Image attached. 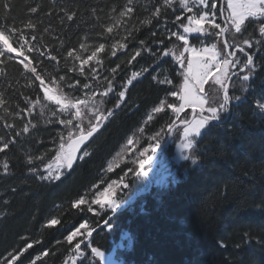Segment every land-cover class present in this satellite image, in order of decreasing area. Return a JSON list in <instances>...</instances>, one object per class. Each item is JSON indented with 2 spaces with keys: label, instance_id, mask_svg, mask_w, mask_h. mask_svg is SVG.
Returning <instances> with one entry per match:
<instances>
[{
  "label": "trees",
  "instance_id": "trees-1",
  "mask_svg": "<svg viewBox=\"0 0 264 264\" xmlns=\"http://www.w3.org/2000/svg\"><path fill=\"white\" fill-rule=\"evenodd\" d=\"M215 2L219 12L220 2ZM6 3L10 5L7 9ZM125 4L127 0H0V27L23 28L37 37L32 43L57 56L58 64L37 52L27 53L38 71L42 70L48 86L63 91L73 101L91 94L106 117L100 121L99 131L82 146L71 168L63 166L58 179H37L31 169L38 168L45 175L47 166L63 154L70 142L67 128L59 120L74 117L76 110L61 112L58 105L43 100L38 81L29 86L31 74L23 73L22 64L16 62L23 57H0V95L5 99V105L0 107V146L13 141L0 153V261L31 243L33 246L16 264H32L33 260L35 264H72L76 257V264H101L95 250L113 251L120 264H264V34L259 32V27L264 26L262 17L245 20L241 33L234 28L225 33L229 43L244 48L228 57L238 61L229 66L230 76L239 73L227 90L229 106L225 105L224 89L218 85L209 89L212 81L205 86L206 93L211 92L206 96L205 108H217V119L223 122L207 121L203 132L190 138L192 146L184 152V159L171 164L165 156H172L181 140L178 128L158 156V165L144 168L153 183L148 193L138 197L97 231L87 246L81 247L89 233L114 212L105 203L95 202L101 193L112 185L110 199L117 202L118 209L137 192L146 190L149 183L139 163L147 156L151 158L155 151L145 149H157L171 128L188 120L191 113L187 109L177 118L172 111L180 102L172 93L179 94L184 81L175 55L183 49L182 42L168 35L174 30L182 32L176 27L177 15L191 14L181 8L179 0H173L171 8L164 7L163 0H133V12L108 33L107 27L116 25V17ZM33 6L38 9L36 13L30 12ZM156 7L161 8L159 16L152 15ZM200 10L196 8L194 12ZM65 11L75 12L72 21H67ZM146 19H151V24H145ZM29 21L34 29L24 28ZM218 22L224 26L220 17ZM245 39L251 47L243 44ZM189 41L195 48L216 43L217 49L223 50L222 39L216 37L192 33ZM121 42L127 47L117 48L112 56L111 45ZM81 43L88 45V50L82 52L85 57L100 43L105 44L97 57L101 63L91 61L84 66L83 74L79 61L66 58L67 51L79 50ZM137 49L141 55L131 60ZM170 49L172 53L164 56L163 52ZM222 55L227 56L225 50ZM248 55L252 56V65L240 72ZM117 65L119 68L113 73L111 69ZM92 68L96 69L95 79ZM132 71L141 75L127 86L120 101L118 92L125 90ZM245 75L247 79L243 78ZM60 76L65 79L60 81ZM165 78L172 83H159ZM110 80L113 92L102 96ZM75 81L80 82L76 89H68L67 84ZM85 83L90 85L88 89L82 87ZM26 97L34 102L39 99L40 103L30 105ZM161 105L163 110L155 112ZM80 107L81 127L87 129L92 114L83 105ZM228 108L230 114L225 119ZM108 112L112 115L108 116ZM92 122L96 123L95 118ZM77 123L80 121L73 119V124ZM26 125L27 133L23 132ZM72 130L76 138L77 130ZM61 139L66 142L62 151ZM141 153L145 155L142 157ZM5 160L9 163L7 173L2 167ZM172 171L174 180L170 177ZM167 172L170 174L162 182V175ZM81 200L84 203H79ZM52 220L58 222L52 225ZM82 224L85 227H80ZM73 232L76 236L69 242L67 237ZM120 242L124 243L123 248H118Z\"/></svg>",
  "mask_w": 264,
  "mask_h": 264
},
{
  "label": "snow or ice",
  "instance_id": "snow-or-ice-1",
  "mask_svg": "<svg viewBox=\"0 0 264 264\" xmlns=\"http://www.w3.org/2000/svg\"><path fill=\"white\" fill-rule=\"evenodd\" d=\"M181 8L191 15H188L187 17H184L182 15H177L175 17V23L177 29H182V32L180 30H174L170 31L168 33L169 37H175L176 41L182 42L181 47L182 51L179 52V54L175 55L176 62L179 64L181 69V75L184 77V85L182 92L172 93L173 95H177L178 99L180 101H183V103L180 104L179 107L173 106L172 111L174 113H180L182 112L186 107H191L193 111H196L197 109L200 110L201 117L198 121L195 122V124L192 127H186L184 129V136L187 138L190 133L195 134L198 133L200 129L204 127L206 122L210 119L216 118V114L218 112L217 108H205L206 103V96L210 95L211 92L208 91L206 93L205 86L209 85V81H212V84L209 85V89H212L214 86H219L221 89H228V81L230 79V73H229V66H235L238 61L235 59H229L228 57H233L236 54V51L243 52L244 48L240 47L236 43H229L228 40L224 39L222 40L223 43V50L217 49V44L212 43L210 47H203L202 49H197L195 47H192L189 41V34L197 33L201 36H212L216 37L217 39H222L224 37V34L228 32L229 28H234L236 33H241L242 31V25H244L245 20H247L249 17H258V16H264V0H247L246 3L238 4L235 2V0H227V6L226 8L221 5L219 8V12L217 11V2L213 0V2L209 3V0H179ZM133 0H127V4L124 5V10L119 12V16L116 17V25H110L107 27V32L111 33L113 32V28L117 25H119L122 22V18H124L127 15H130L133 12ZM173 5V0H163V6L166 8H171ZM4 7L7 9L10 7L9 4H5ZM200 8V11L194 12V9ZM37 7L33 6L30 8L31 13L37 12ZM113 12L116 11L115 7L112 9ZM228 12V15L225 16V12ZM161 13V8L156 7L152 13L153 16H159ZM65 18L67 21H72L75 16V12H68L65 11L64 13ZM219 17H224V23L228 24V27L223 26L221 23L218 22ZM187 21V23H184V21ZM151 19L144 20L145 24H151ZM230 22V23H229ZM24 28L27 29H34L35 25L29 21L26 24H24ZM215 30V31H212ZM47 31V29H46ZM259 32L261 34H264V26L259 27ZM155 35V33H153ZM15 36V40L13 37ZM37 37L34 34H28L24 31L23 28H16L15 26H4L0 27V57H6L9 59H13L14 57L10 54H15V57H23V59H18L16 62L22 64L23 66V73L31 74V78L28 79L29 86L33 85L35 82L38 81V88L43 93V100L53 102L54 104L58 105L60 107L61 112L69 111L71 109H75L74 117L70 116V118L67 119H60L59 123L67 128V137L68 141L71 142L70 147L71 151L67 153H63V155H57V161H60L61 164L58 165V168L60 166H66L67 168H71L74 160L76 159V152L79 149L80 145L83 144L85 141L88 140L89 137L93 135L94 132H96L100 126V121L103 119H106L101 112L100 109L95 105L93 102V96L89 94L85 98L82 99H75L68 100L67 97L64 96L63 91H54L52 87L48 86V83H46L45 76L43 75L42 70L38 71V66L34 65L33 60L29 58L27 53H33L37 52L41 57H47L50 61H56L57 64L59 63L58 58L56 55H53L50 51H44L40 47H38L37 44L32 43L31 41H35ZM236 39L235 37L233 38ZM144 42L141 41V44ZM163 43V42H161ZM243 44H248L249 47L251 45L249 44L248 40H243ZM112 52L111 55H116L117 48L123 49L127 47V44L124 42H121L119 44L113 43L111 45ZM105 49V44L100 43L98 46H96L90 54L85 57L82 52H85L88 50V45L81 43L79 45V50L76 48H71L67 51V57L66 58H72V60L79 61V71L81 74L84 72V66L89 65L91 61L95 60L96 64L99 65L101 61L97 59L98 54L100 52H103ZM224 50H232L227 52V56L222 55V51ZM145 51H150V49H145ZM172 53V50L164 51L163 55L168 56ZM185 53H187V57L185 58ZM141 55V51L139 49L135 50V54L131 57V60H135L137 57ZM218 57L220 59H218ZM131 60L129 63H131ZM222 61V62H221ZM252 65V56L248 55L247 64L245 67H248ZM119 68V65H117L116 68L111 69L113 73L117 71ZM73 71L76 70L75 66L72 69ZM144 71H147V69H144ZM92 77L93 79L96 78V69L92 68ZM141 75V72L139 71H132L130 78L127 79V83L124 85L125 90H121L118 92V96L120 98V101H123L125 97V91L127 90V86L131 85L134 80L137 79L138 76ZM155 79V77H153ZM244 79H247L248 76L245 75L243 77ZM65 79L64 76H60L59 80L63 81ZM115 79V77H113ZM51 83L53 85L56 84L55 80H52ZM79 81H75L74 83L70 82L67 84L68 89L75 90L77 85L79 84ZM159 83L161 84H171L172 81L165 78L163 80H160ZM84 89H88L90 87L89 84L85 83L82 86ZM113 92V83L110 80L107 84L106 91L102 92L101 95H107L108 93ZM223 95L226 98L227 92L225 91ZM27 103L30 105H33L35 103H40V100L37 99L35 102L32 100H28V98H25ZM5 105V99L3 95H0V107H3ZM84 106L85 109L91 112L92 118H95L96 123L92 122V118H88V127L87 129L82 128V120L80 119L82 117V111L80 106ZM116 107H120V103L116 104ZM163 110V105L160 107L155 108V112H161ZM7 112V109H5ZM24 109H21V112H23ZM28 112H31V108L28 109ZM204 112H207L208 115H203ZM19 114V113H18ZM112 112H108V116H111ZM87 118V117H86ZM73 119H76L80 121V123L73 124ZM151 119V117H149ZM35 127V125H32ZM71 126V127H68ZM6 127L11 128V124H7ZM73 128H75L76 131V138H74ZM29 131V127L26 125L23 128V132L27 133ZM20 133L17 132L16 135H19ZM63 134H61V137ZM13 141L3 142L2 146H0V153H4L6 149L9 147V143ZM65 141L61 139L60 142V150L62 151L65 147ZM131 143V141H129ZM185 149L191 148V144L185 143L183 145ZM156 150L155 147H152L150 149H145V152H154ZM85 156L88 155L87 152L84 153ZM145 153H141V156L143 157ZM150 159V156L145 157L144 159L140 160L139 167L141 169L144 168V166L148 163ZM28 163L31 164L32 160L29 159ZM4 172L7 173L9 169V163L7 160L3 162L2 165ZM52 165L49 164L47 166V169L45 171L47 172V175H44L40 172L38 168L31 169V172L33 175L37 177V179L41 181L48 180L50 178H59V175H56L53 177L52 172ZM58 170V169H57ZM116 183L115 181L113 182ZM125 186V185H124ZM113 186L109 185V187L105 190L104 193H101V197L109 198V206L112 211H115V209L118 207V204L115 200H111V196L113 194ZM96 203H101L102 201L98 199L95 201ZM79 203H84L83 200L79 201ZM91 210V209H89ZM58 221L52 220L51 224L55 225ZM80 227H85V225H81ZM91 235V233H89ZM76 236V233L73 232L72 235H69L67 237L68 241L71 242L73 238ZM33 245L31 243L27 244L26 247H24L21 251L18 253H9L7 258L4 261H0V264H16V261L20 259V257L28 251ZM80 245L77 244V248H79ZM96 256H99V252H93ZM44 255H48L47 252L43 253ZM40 257L37 256L35 259L38 260ZM32 264H35V260L32 261Z\"/></svg>",
  "mask_w": 264,
  "mask_h": 264
},
{
  "label": "rangeland",
  "instance_id": "rangeland-1",
  "mask_svg": "<svg viewBox=\"0 0 264 264\" xmlns=\"http://www.w3.org/2000/svg\"><path fill=\"white\" fill-rule=\"evenodd\" d=\"M225 2H226V6H227V0H224V3H225ZM235 2L238 3V4H242V3H246L247 0H235ZM227 15H228V12L225 13V16H227ZM258 17H262V18H264V16H258ZM249 18H250V17H249ZM253 18H256V17H253ZM229 23H230V22H229ZM224 26H225V27H228V24H224ZM224 39H225V34H224ZM204 47H210V46H204ZM202 48H203V47H200V48H197V49H202ZM225 51H226V53H227V52L230 51V50H225ZM186 54H187V53H185V55H186ZM218 59H219V57H218ZM183 85H184V81H183ZM183 85H182V88H181V92H182V89H183ZM181 92H180V93H181ZM181 103H183V101H180V102H179V106H180ZM179 106H178V107H179ZM187 109H192V108H191V107H186L182 112H180V113H178V114L175 113L176 117H177V118L180 117V115H181L185 110H187ZM199 113H200V112H199ZM190 115H191V113H190ZM218 117H219V113L217 112V114H216V118H215V119H217ZM199 119H200V116H198V114L196 113V115L194 116V118H193V120H192L191 123H189L188 125H185V126L180 127V128H181V130H180V134H181V140H180V142H179L178 145L176 146V149L174 150V153H173L172 156H169V157L165 156V158H167V160H169L171 164H177V163H179L180 161H182V160L184 159V152L187 151L188 149H185V148L183 147V145H184L185 143H189V144H191V146H192V143H191L190 138H191L192 136H198V135H200V134L203 132V130L206 128V126H207V122H206V124L204 125V127H203L202 129L199 130L198 133H195V134L190 133L189 136H188L187 138H185V136H184V129H185L186 127H192V126L195 124V122L198 121ZM185 121H187V120H185ZM70 144H71V142H69L68 145L65 147L63 153H67V152H70V151H71ZM81 149H82V144L80 145L79 149H78L77 152H76V157L78 156V153L80 152ZM62 155H63V154H62ZM60 164H61V162H60V161H57V159H56L55 162L52 164V166H53V167H52L53 177H55L56 175H59V177L61 176L63 166H60V167L58 168V165H60ZM156 165H158V157H157V164H156ZM57 169H58V170H57ZM45 172H46V171H45ZM167 173H168V175H166L165 177H163V180H161L162 182H165L166 179L168 178V176H169L170 173H169V172H167ZM167 173H166V174H167ZM45 175H47V172L45 173ZM170 177L174 180V171H172ZM148 178H149V177H148ZM50 179H56V178H50ZM99 199L102 201V203H105V204L108 206V208H110V206H109V198L101 197V198H99ZM129 243H130V241H129ZM123 247H124V243H123V242H120V243L118 244V248H123ZM94 252H99V256H96V257L99 259V261H100L101 264H120V263L114 258L113 251H112L111 253H104V252H102V251L95 250Z\"/></svg>",
  "mask_w": 264,
  "mask_h": 264
},
{
  "label": "water",
  "instance_id": "water-1",
  "mask_svg": "<svg viewBox=\"0 0 264 264\" xmlns=\"http://www.w3.org/2000/svg\"><path fill=\"white\" fill-rule=\"evenodd\" d=\"M219 2H220V6L221 5H223L224 6V0H219ZM221 18V21H222V23L223 24H225L224 23V17H220ZM222 40H224V37L222 38ZM248 57V56H247ZM247 60H248V58H247ZM247 64V63H246ZM246 68L247 67H244L240 72H243V71H245L246 70ZM239 73L238 72H236V73H233L231 76H230V79H229V81H228V87H229V85H230V83L233 81V79L238 75ZM227 90L228 89H224V92L226 91L227 92ZM225 105H226V107H228L229 106V98H228V92H227V95H226V98H225ZM200 112V110L199 109H197L196 111H193V109H191V115H190V117H189V119L187 120V121H181V122H178V123H176L172 128H171V130L169 131V133H168V135H167V137H166V139H165V141L155 150V152L153 153V155L151 156V158L149 159V161H148V163L144 166V168L146 167V166H148L149 164H152V167H155L156 166V164H157V157L167 148V146L169 145V143H170V141H171V139H172V137H173V135H174V133H175V131L178 129V128H180V127H182V126H185V125H188L189 123H191L192 122V120H193V118H194V116L196 115V113L198 114V116H200L201 117V113H199ZM229 114H230V109L228 108L227 109V112H226V115H225V119L229 116ZM204 115V114H203ZM208 121H210V122H214V123H222L223 121H221V120H218V119H210V120H208ZM97 131H99V129L97 130ZM96 131V132H97ZM96 132H94L93 133V135L96 133ZM92 135V136H93ZM90 138V137H89ZM88 138V139H89ZM87 141H85L83 144H82V146L86 143ZM144 168L143 169H141V172L145 175V177H146V179H147V181H148V183H149V186H148V188L146 189V190H142V191H139V192H137L124 206H122V207H120V208H118L117 210H115L113 213H112V215H110L109 216V218L100 226V227H97L96 229H94L92 232H91V235H88L87 236V238L85 239V241H84V243L81 245V247H84V246H87L88 245V243H89V241H90V239L93 237V235L97 232V231H99V230H101V229H103V228H105L106 226H107V224L117 215V214H119L120 212H122V211H124V210H126V209H128L132 204H133V202L134 201H136V199L138 198V197H140L141 195H144V194H146V193H148V191L152 188V186H153V183H152V181L148 178V176H147V174L144 172ZM161 180H163V177L161 178ZM76 252L77 253H79V248H77L76 249ZM79 258L78 257H76L73 261H72V264H76V262H77V260H78Z\"/></svg>",
  "mask_w": 264,
  "mask_h": 264
},
{
  "label": "flooded vegetation",
  "instance_id": "flooded-vegetation-1",
  "mask_svg": "<svg viewBox=\"0 0 264 264\" xmlns=\"http://www.w3.org/2000/svg\"><path fill=\"white\" fill-rule=\"evenodd\" d=\"M165 176H166V174L162 175V177H165Z\"/></svg>",
  "mask_w": 264,
  "mask_h": 264
},
{
  "label": "bare ground",
  "instance_id": "bare-ground-1",
  "mask_svg": "<svg viewBox=\"0 0 264 264\" xmlns=\"http://www.w3.org/2000/svg\"><path fill=\"white\" fill-rule=\"evenodd\" d=\"M117 210V209H116ZM80 248V247H79Z\"/></svg>",
  "mask_w": 264,
  "mask_h": 264
}]
</instances>
